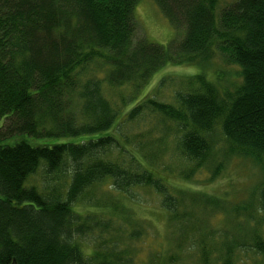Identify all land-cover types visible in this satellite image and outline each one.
Returning a JSON list of instances; mask_svg holds the SVG:
<instances>
[{"label": "trees", "instance_id": "16d2710c", "mask_svg": "<svg viewBox=\"0 0 264 264\" xmlns=\"http://www.w3.org/2000/svg\"><path fill=\"white\" fill-rule=\"evenodd\" d=\"M140 1L0 0V264H132L119 233L140 237L122 203L136 189L160 197L175 235L196 203L224 210L210 196L172 194L161 175L177 166L190 181L213 166L214 179L223 168L213 153L216 129L226 159L264 170V0H234L219 11L218 0H152L182 32L167 48L136 38ZM217 52L225 67L212 79ZM183 64L198 71L176 83L171 102L157 97L173 84L166 77L137 99L157 71ZM120 90L114 101L109 91ZM146 123L145 136L128 135ZM38 170L40 186L28 185ZM255 194L230 213L251 225L254 205L264 214V180ZM256 231L227 244L219 238L216 264H232L236 252L263 255ZM180 236L171 254L146 264H185L198 249L200 264H209L196 234L183 246Z\"/></svg>", "mask_w": 264, "mask_h": 264}, {"label": "rangeland", "instance_id": "374dc122", "mask_svg": "<svg viewBox=\"0 0 264 264\" xmlns=\"http://www.w3.org/2000/svg\"><path fill=\"white\" fill-rule=\"evenodd\" d=\"M234 0H218L217 11L226 7ZM134 16L137 26L136 38L144 37L149 43L160 45L167 48L173 41H178L181 38L182 32H176L168 23L166 18L162 15L156 4L152 0H141L134 9ZM224 65L220 60V55L217 52L211 63H209L208 75L213 79L217 70H224ZM232 73H236L237 69H230ZM198 71L197 67L191 64H183L180 66L167 65L166 67L157 71L151 78L150 82L141 90L137 96V99L150 97L152 92H155L158 82L166 77V79L173 82L172 85L164 87L158 91V99L171 102V93L173 92L176 83L179 80L188 78ZM233 77V76H232ZM230 81L232 82V78ZM229 81V82H230ZM234 83L239 81L238 78L233 79ZM123 91H109L114 101L117 100L118 94ZM153 95V94H152ZM131 129L128 131V135L140 132L144 134L147 131V123L142 125H131ZM218 140L214 143L213 153L217 163H220L223 168L220 173L210 180L211 167L199 169L196 171V175L190 181L183 180L179 177L177 166H164L171 169V173H162L165 182L170 188L172 194L175 195L177 191H189L194 193H200L205 196L218 199L224 210L215 209L208 211L209 208H203L205 206L196 203V212L193 210L190 212V218H186L182 224L181 236L173 234L175 227H170L168 222L167 213L160 209V197L154 194L151 190H139L136 189L133 194V200L125 199L122 201L125 204L126 212H129L131 216V222L136 225L137 229H140V237L136 240L128 241L121 233H119L120 242L126 245L130 253L132 254V264H146L148 258L152 254H171L170 251L175 249L174 240L176 236H180L178 239L179 245H186V237L196 234L197 242L204 243L205 249L209 252L208 259L209 264H216L218 259L217 250L220 249L219 238L225 237L224 244H227L228 237L231 238L246 237L244 233L246 228H256L257 234L264 241V214L257 209V205L251 209L254 212L251 225L248 222L242 221V218L236 217L230 213V208L253 204L256 199V189L264 180V170L260 166L256 165L252 160L231 156V158H225L222 152V144L219 139V132L216 129ZM145 136V134L143 135ZM18 140V139H17ZM73 141V140H72ZM218 142V143H217ZM8 143V142H7ZM34 145V141H30ZM50 142L49 144H52ZM169 143V140H168ZM171 143H169V148ZM215 160V159H214ZM215 160V161H216ZM167 160L164 162L166 163ZM163 166H160L162 168ZM158 171L157 169L153 168ZM160 172V170L158 171ZM42 171L38 170L33 176H31L27 183L28 185H35L39 187L41 182ZM107 183L100 187L99 192L106 191ZM27 186V185H26ZM255 195V200L253 196ZM201 196H194L195 200L200 199ZM184 203L191 202V196L187 193L186 197H182ZM203 207H201V206ZM207 210V212H206ZM241 228V229H239ZM245 231V232H244ZM215 233L211 238L210 234ZM224 234H226L224 236ZM186 235V237H184ZM201 238H200V237ZM203 236V237H202ZM222 239V238H221ZM229 240V241H230ZM249 242V239H246ZM198 244L196 243V248ZM251 250V249H250ZM185 256V255H184ZM185 264H200L202 258V249H198L196 255L193 253H187ZM218 261V260H217ZM232 264H264V254H256L251 251L236 252L232 256Z\"/></svg>", "mask_w": 264, "mask_h": 264}]
</instances>
